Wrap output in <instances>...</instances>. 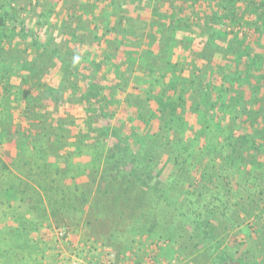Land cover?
I'll return each mask as SVG.
<instances>
[{
    "label": "trees",
    "instance_id": "obj_1",
    "mask_svg": "<svg viewBox=\"0 0 264 264\" xmlns=\"http://www.w3.org/2000/svg\"><path fill=\"white\" fill-rule=\"evenodd\" d=\"M6 143L0 264H42L33 233L79 210L85 240L264 264L226 243L264 215V0H0Z\"/></svg>",
    "mask_w": 264,
    "mask_h": 264
},
{
    "label": "rangeland",
    "instance_id": "obj_2",
    "mask_svg": "<svg viewBox=\"0 0 264 264\" xmlns=\"http://www.w3.org/2000/svg\"><path fill=\"white\" fill-rule=\"evenodd\" d=\"M119 114L122 116L123 111ZM57 115L67 120H72L74 125L72 130L84 131L86 125L84 122V112L75 106L64 105L58 107ZM10 143L0 147V151L14 154V147ZM9 155V154H8ZM84 179H77V182L82 183ZM84 212L81 210L70 213V218L67 226H57L55 222L43 223L41 228L33 233V238L45 245L46 251L43 257H39L42 264H71L72 256H81L84 264H107L108 254L118 256L120 254H133L134 259L141 263L147 254H151L154 264H202L201 260H193L180 252V247L165 238H151L146 235L141 237L136 236L133 240L130 237L123 238L122 232L117 231V234L112 235L106 232L111 237L109 244H105L103 239L90 237L91 240L84 239L83 229ZM264 226V215L262 219L246 220L239 227L234 228L227 238V245L231 246L236 243L240 245L241 251L248 247L250 251L260 252L264 257V230H258V227ZM106 227L103 225V234ZM62 232L68 234L60 235ZM94 239H96L94 241ZM126 247H124V246ZM118 258V257H115ZM262 257L256 258L257 262Z\"/></svg>",
    "mask_w": 264,
    "mask_h": 264
},
{
    "label": "built area",
    "instance_id": "obj_3",
    "mask_svg": "<svg viewBox=\"0 0 264 264\" xmlns=\"http://www.w3.org/2000/svg\"><path fill=\"white\" fill-rule=\"evenodd\" d=\"M68 234V232H62L60 235ZM81 256H72L71 257V264H84V261ZM118 257V258H115ZM175 261H172L171 264H175ZM107 264H154L153 257L151 254H147L145 258H143L141 263H138L134 257L133 254H120L118 256H115L113 254H108V263Z\"/></svg>",
    "mask_w": 264,
    "mask_h": 264
},
{
    "label": "crops",
    "instance_id": "obj_4",
    "mask_svg": "<svg viewBox=\"0 0 264 264\" xmlns=\"http://www.w3.org/2000/svg\"><path fill=\"white\" fill-rule=\"evenodd\" d=\"M3 146V145H2Z\"/></svg>",
    "mask_w": 264,
    "mask_h": 264
}]
</instances>
